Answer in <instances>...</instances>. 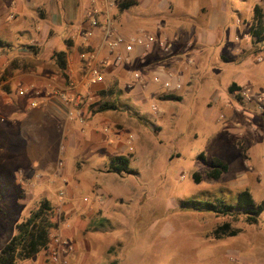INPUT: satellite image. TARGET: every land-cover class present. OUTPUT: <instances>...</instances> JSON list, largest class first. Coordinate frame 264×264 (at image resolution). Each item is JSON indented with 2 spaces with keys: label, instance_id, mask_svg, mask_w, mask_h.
<instances>
[{
  "label": "rangeland",
  "instance_id": "rangeland-1",
  "mask_svg": "<svg viewBox=\"0 0 264 264\" xmlns=\"http://www.w3.org/2000/svg\"><path fill=\"white\" fill-rule=\"evenodd\" d=\"M224 1L226 9L217 7L211 11L209 27L218 31L226 45L225 49L219 47V51L227 54L228 48L234 44L233 37L243 34L236 24L237 12L243 7L239 5L241 0ZM247 1L254 3L256 0ZM10 2L1 4L0 39H6L8 27L12 26L9 17L14 10ZM251 12L250 6L247 24ZM12 36L15 41L3 44L5 48L0 53V89L4 97L11 92L9 83L14 77V68L23 59L16 56L13 45L21 40L28 42L30 38L13 33ZM212 61V65L224 67L222 84L238 68L235 64H223L217 57ZM186 65L190 66L183 73L186 80L179 73L165 71L181 80L179 90L166 89L161 83L154 82L153 76L146 79L142 73L139 74L143 81L139 84L144 91L129 93L133 85L131 80L110 79L99 85L107 88L114 84V97L121 106L118 111L126 112L131 120L130 127L109 133L111 138L119 135L125 149L121 155L129 158L132 172L122 175L108 171L109 154L105 148L90 147L83 153L72 148L62 151L63 145L60 146L55 136L49 135L50 132L44 139L43 132L47 127L36 119H30L33 111L25 106L29 98L27 92L21 97L24 103L20 102L16 113L6 109L3 99L0 100V249L16 233V223L25 219L43 198L52 205L56 227L51 236L56 235L58 225L66 221L68 214L67 210L57 209L55 203L68 187L66 178L55 180V170L57 164L62 167L64 159H69L68 163L73 166L76 160L82 161V164H75L77 169L110 173L101 177L100 182L105 185L103 187H110L111 196L91 190L85 181L75 177L70 181L78 191L80 189L76 214L83 216L86 212L80 204L86 207L93 205L94 210L101 209L100 213H89L85 219L90 229L109 232L111 241H95L82 233L74 235L72 241L63 238L65 243L60 245L58 253L66 264H244L240 258L244 253L242 237L264 235V213L256 224H249L242 216L184 209L182 201L214 197L233 201L236 192L243 189H248L256 202L264 199V98L259 101L261 95H252V91L235 85L234 103L255 102L262 106L259 113L254 112L248 119L253 125V137L249 142L241 129L233 134L224 127L216 137H211L206 102L215 85L211 80H201V74L195 72V61H187ZM148 83H155L157 91L150 93L146 87ZM244 92L252 95L250 100L244 99ZM14 95L10 94L9 98L14 99ZM96 100L94 96L87 100L91 110ZM153 105L157 110L152 109ZM232 110L238 114L241 108L237 104ZM213 160L228 167L218 179L207 175L213 168ZM25 170H33L42 177L39 176L41 179L36 187L21 184ZM51 179H54V184ZM97 196L102 198L101 202L95 200ZM84 197L88 202L83 201ZM225 222L239 230L237 235L216 238L214 230ZM229 249L238 250L231 254L235 256L234 261L227 257L218 258ZM209 251L215 252L217 259L199 263L198 260L207 256ZM249 253L254 254L250 249L246 254ZM47 258L48 248L28 260H18L16 264H45ZM262 262L258 255L251 264Z\"/></svg>",
  "mask_w": 264,
  "mask_h": 264
},
{
  "label": "crops",
  "instance_id": "crops-1",
  "mask_svg": "<svg viewBox=\"0 0 264 264\" xmlns=\"http://www.w3.org/2000/svg\"><path fill=\"white\" fill-rule=\"evenodd\" d=\"M7 1L9 0H0V8H2V2ZM10 1L14 10V13L11 12L9 17L12 20V26L8 27L6 39H0V53L5 48L3 44L15 41L12 33L19 37L29 36L30 38L28 42L21 40L18 41V44L13 45L16 56L23 58L14 68V77L12 76L13 79L9 83L11 87L9 95L13 93L15 95L14 99L9 98V95L4 97L0 89V100L3 99L6 109H11L12 113H16L21 105L20 102L24 103L21 97L26 94L21 95L18 90L22 87L27 88L29 98L27 103L25 102V106L29 111H33L30 114L32 115L30 119L32 121L36 119L46 126L47 130L43 132L44 139L50 132L49 135H54L59 145H63L62 151L72 148L83 153L88 148L95 147L98 150L107 149L109 159L119 153L121 155V152L125 151L123 142L119 140L118 134L111 138L109 133L116 132L118 128L130 127L131 124L126 112L118 110L92 112L88 107L89 102L81 106L84 120L80 122L77 117H69L66 107L57 96L52 94V90L61 87L66 80L78 78L81 71L79 52L83 48L82 42L87 38L89 44L99 50L98 65L104 75V82L110 79L128 82L131 80L133 85H131L129 93L141 90L139 82L131 76L134 72L138 71L146 79H151L156 73L163 74L164 71L170 70L181 74L182 78L186 80V75L183 73L190 67L186 65L187 61L190 59L195 61V72L201 74V80H211L215 85L206 102L210 136L216 137L224 127L233 134L241 129L240 131L249 142L253 137V125L249 124L248 119L252 118L254 112L259 113L262 106L260 107L261 104L255 102L234 103L233 98H235L236 90L231 91L229 86L234 84L243 90L252 91V95H264V57L260 54H250L251 40L248 34L249 24L246 22L250 6L252 9L254 6L264 9V0H256L254 3H248L247 0L239 2L243 10L240 7V12H237L236 24L242 29L243 34L233 37L234 44L232 49L228 48L229 53L227 54L222 50L219 51V47L222 46L225 49L226 46L225 42L220 39V34L217 30L209 27L211 11L217 7L219 9L227 8L224 0H134L135 5L124 10H118L117 2L119 0H96L95 2L91 0H27V3L25 0ZM110 1L115 2V6L112 8L107 6ZM94 7L109 17L116 32L129 34L145 30L158 40H165L170 48L164 51L159 48L158 44H154L144 55H141L140 50L136 49L132 53L124 54V57L127 58L126 62H117L116 55L123 52L121 49L110 50L103 45L102 28H95L90 37L85 35L84 31L88 28L87 18ZM56 51L66 52L65 75L61 72L53 56ZM215 57L223 64L238 66L226 78L224 84L221 82V76L225 70L223 66H218L219 64L212 65V59ZM188 71L190 72V69ZM146 87L150 93L157 91L155 83H148ZM82 89L88 90L90 97L94 96L98 101L100 100L98 92L105 88L98 85L91 88L85 86ZM31 101H35L37 105L31 106ZM237 104L241 108L238 114L232 110ZM64 160L62 167H58L57 164L55 180L58 181L61 177L66 178L65 185L68 189L65 188L64 194L57 197L55 204L57 209L67 210L68 216H66L65 222L58 225L56 235L60 236L62 240L64 238L65 241H72L74 235L82 233L89 239H96L95 241L110 242L111 234L109 232L96 228L90 229L89 223L85 219L89 213H100L101 209L94 210L93 205L86 207V205L80 204L81 207H85L86 212L83 216L76 214L75 209L78 208L80 202L77 193L80 189L78 191L70 181L75 177L77 180L85 181L84 184L88 185L91 190L108 193L111 196L110 187H103L105 185L100 182L101 177L110 173L77 169L75 164H82V161L76 160L73 166L68 163L69 159ZM39 176L33 170H25L21 184L36 187L39 179L42 178ZM50 181L55 183L54 179ZM95 200L101 202L102 198L97 196ZM83 201L88 202V198L84 197ZM263 237L262 234L243 235L241 245L244 248V253L242 255V249H240L241 262L251 264L259 255L263 260L262 264H264ZM62 244L56 246L58 252ZM249 249L254 254H246ZM236 251L238 252L236 249L226 250L218 258L227 257L232 262V259L235 260V256L231 254ZM202 258V260H198L199 263L211 258L217 259L213 251H209L207 256L204 255Z\"/></svg>",
  "mask_w": 264,
  "mask_h": 264
},
{
  "label": "trees",
  "instance_id": "trees-1",
  "mask_svg": "<svg viewBox=\"0 0 264 264\" xmlns=\"http://www.w3.org/2000/svg\"><path fill=\"white\" fill-rule=\"evenodd\" d=\"M135 5L134 0H119L118 10H124ZM264 9L254 6L248 26V34L251 40L250 54H260L264 57ZM58 67L63 75L66 69V52L56 51L53 53ZM3 80L6 77L2 78ZM235 85L229 89L232 91ZM114 84L98 92L100 100L92 105V112L104 110H119L120 104L114 97ZM264 115V112H263ZM213 168L207 173L208 177L218 179L228 169L227 165L213 160ZM108 171L118 174L131 173L129 158L124 155H115L108 161ZM197 174H195L196 180ZM236 199L227 201L224 197L208 199H186L182 201L184 209L206 211L223 216L244 217L249 224H256L259 217L264 213V199L256 202L248 189H243L235 194ZM16 233L0 249V264H16L18 260H28L41 251L47 250L52 230L56 227L53 219V208L48 199H41L38 205L32 209L29 215L16 223ZM238 229L225 222L214 230L216 238L232 237L237 235Z\"/></svg>",
  "mask_w": 264,
  "mask_h": 264
},
{
  "label": "built area",
  "instance_id": "built-area-1",
  "mask_svg": "<svg viewBox=\"0 0 264 264\" xmlns=\"http://www.w3.org/2000/svg\"><path fill=\"white\" fill-rule=\"evenodd\" d=\"M91 1L95 2L96 0ZM107 6L108 8H112L115 6V2L110 1L108 2ZM89 15L90 16L87 18L88 28L84 31L86 37L92 36L95 28H102L103 45H105L110 50L121 49L123 52L122 54L116 55L117 62H126L127 58L124 57V54L132 53L136 49H139L141 55H144L152 48L154 44H158V46L164 50H168L170 48V45L165 40H158L153 34L145 30H139L129 34L116 32L109 17L97 7L91 9ZM87 39L82 42L83 48L79 52L81 71L78 78L66 80L61 87L54 88L52 90V94L57 96L62 104L66 107L68 116L71 118L77 117L80 122H83L84 120V117L81 114V106L91 100L89 91H85L82 88L85 86L87 88H91L104 82V75L98 65L99 50L95 47L93 48ZM189 62H191V60H189ZM131 76L139 83L143 81L141 75L138 72L132 73ZM152 79L154 82L161 83L164 88L169 90H179L182 87V82L178 76L166 72L163 74L156 73L153 75ZM28 91L29 90L27 88H20L18 93L22 95ZM243 95L244 99L246 100H250L252 97V95L247 94V92H244ZM263 97L264 95L262 94L258 100L261 101ZM36 105L37 103L35 101H31V106ZM152 109L157 110V107L153 105ZM63 194L64 191L60 193V195ZM61 243H64V241L60 236L54 234L51 236L48 246V258L45 264H66L65 261L60 259L58 250L56 249V246Z\"/></svg>",
  "mask_w": 264,
  "mask_h": 264
}]
</instances>
